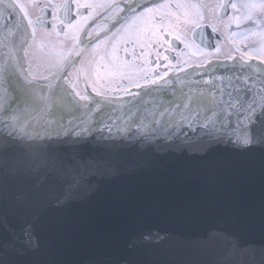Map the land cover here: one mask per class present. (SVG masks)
Masks as SVG:
<instances>
[{
	"label": "water",
	"instance_id": "water-1",
	"mask_svg": "<svg viewBox=\"0 0 264 264\" xmlns=\"http://www.w3.org/2000/svg\"><path fill=\"white\" fill-rule=\"evenodd\" d=\"M8 3L0 264H264V66L217 61L82 102L62 78L86 46L30 78L29 31ZM250 104L258 117L245 145Z\"/></svg>",
	"mask_w": 264,
	"mask_h": 264
},
{
	"label": "flooded vegetation",
	"instance_id": "flooded-vegetation-1",
	"mask_svg": "<svg viewBox=\"0 0 264 264\" xmlns=\"http://www.w3.org/2000/svg\"><path fill=\"white\" fill-rule=\"evenodd\" d=\"M18 1L25 6L32 30L24 53L31 77L41 79L54 73L80 41L87 46L63 78V85L82 100L92 95L127 96L153 85H144V74L148 81L158 78L159 82L212 61L240 58L239 53L245 52L249 24L242 7L245 0ZM225 3L228 6L221 17ZM168 24L180 29L177 38L175 33L165 35ZM126 61L136 66L134 72L140 70L141 76L133 82L141 86L123 93L116 81L127 74ZM122 83L126 86L129 81Z\"/></svg>",
	"mask_w": 264,
	"mask_h": 264
},
{
	"label": "snow or ice",
	"instance_id": "snow-or-ice-1",
	"mask_svg": "<svg viewBox=\"0 0 264 264\" xmlns=\"http://www.w3.org/2000/svg\"><path fill=\"white\" fill-rule=\"evenodd\" d=\"M15 3H8V4H3V8L7 9V8H14ZM179 7H184L186 5H181V4H177ZM21 7V9L24 11L25 16H27V13L25 11V6L24 5H19ZM193 7L197 6V5H192ZM231 7L233 9L237 8L236 4H232ZM242 7L244 9L248 10V15L247 17H245L246 19H251L252 15L259 11L261 14H264V0H259V3H245L242 5ZM133 11H135V9H133ZM237 21H239V17L236 18ZM131 30V29H130ZM165 31V35H168L170 33H175L174 34V38H177L178 33L180 31V29L178 27L172 26V25H167V28L164 29ZM213 33L216 32L215 27L212 28ZM215 51H220L219 48L215 49ZM238 51V50H237ZM254 55H259L260 57H264V48H261L259 50L258 53H255ZM239 57L240 59L243 61L245 59V57H249V53L248 52H240L239 53ZM134 59H136V57L133 56ZM229 58H231V54H229ZM251 58V57H249ZM125 68H126V75H124L122 77L121 80H117L116 83L117 84H121V88L119 89V92H123V93H127L129 91V89L131 87H140L141 83H134L133 81L141 76V72L138 69L137 71H133L136 66L134 64H131L130 62L126 61L124 62ZM144 79V85L147 86L148 83H152V84H156L158 82V78H153L151 81L147 80V74H144L143 76ZM122 80H127L129 81V83L125 86L122 83ZM264 113V107H261L260 109V114ZM259 114V115H260ZM258 114H257V109L254 106V104H250L248 106L247 109H245V120L249 121V125H248V132L245 133L244 135L240 136L237 138V143H243L245 145H248L251 143V135H252V127H251V122H255L257 120ZM189 127H191V125H189ZM206 127V126H205ZM87 131V129L85 128H81L80 132H85ZM72 134H75V132H73Z\"/></svg>",
	"mask_w": 264,
	"mask_h": 264
},
{
	"label": "rangeland",
	"instance_id": "rangeland-1",
	"mask_svg": "<svg viewBox=\"0 0 264 264\" xmlns=\"http://www.w3.org/2000/svg\"><path fill=\"white\" fill-rule=\"evenodd\" d=\"M245 3H259V0H245ZM252 15L251 19H246V28H245V41H244V50L249 53V57H254L255 59L262 61L264 63V57L259 55H254L258 53L261 48H264V14H261L259 11ZM248 10L245 9V16L247 17ZM253 19L255 23L252 24ZM252 36L253 39L249 40L247 37Z\"/></svg>",
	"mask_w": 264,
	"mask_h": 264
}]
</instances>
